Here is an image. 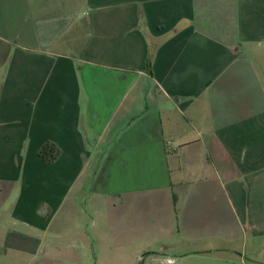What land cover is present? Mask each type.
Here are the masks:
<instances>
[{
	"label": "crops",
	"instance_id": "crops-1",
	"mask_svg": "<svg viewBox=\"0 0 264 264\" xmlns=\"http://www.w3.org/2000/svg\"><path fill=\"white\" fill-rule=\"evenodd\" d=\"M87 154L111 247L264 264V0H0V206L22 186L17 216H55Z\"/></svg>",
	"mask_w": 264,
	"mask_h": 264
},
{
	"label": "rangeland",
	"instance_id": "rangeland-1",
	"mask_svg": "<svg viewBox=\"0 0 264 264\" xmlns=\"http://www.w3.org/2000/svg\"><path fill=\"white\" fill-rule=\"evenodd\" d=\"M154 99H158L155 90L148 81L144 82L140 104L136 112L151 106ZM106 148L107 144H100L97 148L98 156H94L97 164ZM92 162L93 159L88 158V154L85 155V158L83 157L81 176L71 187L69 186L70 189L66 192L64 206L61 207L62 211L55 216H48V213L43 218L35 216L34 213L27 216H17L22 213L21 211L26 212L28 210L24 206L26 200L24 194L26 192L22 190V186L19 187V190L9 198L8 204L0 206V214L14 210L12 213L15 217L11 220H16V223L13 221L0 222L1 231L13 229L18 233L15 236L2 234L0 244L4 240L8 241L7 245L2 247L10 245L12 248L22 247L25 244L34 248L39 246V249L45 250L46 253L44 255L40 253L34 257L32 264H142L141 258H143L144 264H168L165 261L162 263L158 260L152 261L148 259L146 253H141L138 257L134 254L137 250L134 248L128 250L111 247L108 239L103 238L105 230L103 216L107 215V211L101 204L100 196L92 194L91 179L97 170V168H93ZM49 165L51 170L56 169L54 168L56 164L53 162ZM50 174L51 181H55L56 173L51 172ZM56 181L61 185L62 179ZM58 196V188L50 189V203L49 205L48 203L39 204V212L45 213L48 208L52 212L57 210L53 204L57 201ZM0 199L4 200L2 196ZM97 200H100V203L99 201L96 203ZM82 244L85 245L84 248ZM6 250L8 249H0V264H22L19 255L12 257V254H6Z\"/></svg>",
	"mask_w": 264,
	"mask_h": 264
},
{
	"label": "trees",
	"instance_id": "trees-1",
	"mask_svg": "<svg viewBox=\"0 0 264 264\" xmlns=\"http://www.w3.org/2000/svg\"><path fill=\"white\" fill-rule=\"evenodd\" d=\"M147 66L148 63H147ZM59 154L58 149H56L53 145H45L40 152V156L47 161H54L56 156Z\"/></svg>",
	"mask_w": 264,
	"mask_h": 264
}]
</instances>
